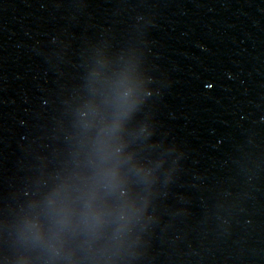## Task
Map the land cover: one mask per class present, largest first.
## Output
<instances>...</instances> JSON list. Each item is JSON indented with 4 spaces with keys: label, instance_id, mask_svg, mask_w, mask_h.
<instances>
[{
    "label": "water",
    "instance_id": "95a60500",
    "mask_svg": "<svg viewBox=\"0 0 264 264\" xmlns=\"http://www.w3.org/2000/svg\"><path fill=\"white\" fill-rule=\"evenodd\" d=\"M0 264H264V0H0Z\"/></svg>",
    "mask_w": 264,
    "mask_h": 264
}]
</instances>
